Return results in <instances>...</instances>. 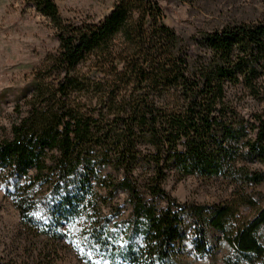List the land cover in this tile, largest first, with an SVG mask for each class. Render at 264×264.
Masks as SVG:
<instances>
[{"label": "trees", "instance_id": "16d2710c", "mask_svg": "<svg viewBox=\"0 0 264 264\" xmlns=\"http://www.w3.org/2000/svg\"><path fill=\"white\" fill-rule=\"evenodd\" d=\"M27 4L53 24L59 48L22 97L26 116L0 140L2 185L26 230L64 241L84 264H175L187 243L210 253L213 232L231 248L224 264H264V208L239 213L261 200L241 192L232 203L178 204L165 188L172 173L264 184L251 167H264V24L200 33L195 51L156 0H116L82 24L53 0ZM231 91L261 108L246 119ZM120 192L130 213L112 224L102 210Z\"/></svg>", "mask_w": 264, "mask_h": 264}, {"label": "rangeland", "instance_id": "374dc122", "mask_svg": "<svg viewBox=\"0 0 264 264\" xmlns=\"http://www.w3.org/2000/svg\"><path fill=\"white\" fill-rule=\"evenodd\" d=\"M61 17L67 22L98 23L114 10L116 0H53ZM163 8L165 23L190 48L197 51L191 40L200 33L221 31L238 25L264 24V0H156ZM53 24L27 4V0H0V140L11 139L12 126L26 114V100L22 99L34 73L46 57L56 54L59 42ZM264 88V73L260 78ZM235 107L250 119L258 111V103L248 95L230 92ZM234 95H236L234 97ZM253 170L264 171L260 165ZM0 175V258L21 264H84L77 253L64 241L53 242L30 234L22 224L19 211L4 190ZM165 188L178 204L214 205L232 203L244 192L254 200H261L256 208L242 206L240 216L253 219L264 208V184L238 188L222 178L200 175L183 177L172 173ZM165 207V203H161ZM103 215L112 224L126 220L130 213L127 195L116 194L106 205ZM113 214H116L113 216ZM264 244V233L261 236ZM210 253H194L190 244L175 264H224L231 248L217 233L210 235Z\"/></svg>", "mask_w": 264, "mask_h": 264}]
</instances>
